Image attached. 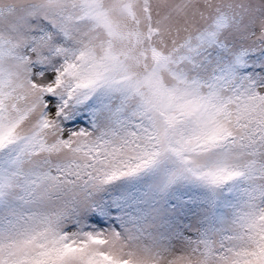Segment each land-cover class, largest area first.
<instances>
[{"label": "snow or ice", "instance_id": "1", "mask_svg": "<svg viewBox=\"0 0 264 264\" xmlns=\"http://www.w3.org/2000/svg\"><path fill=\"white\" fill-rule=\"evenodd\" d=\"M0 264H264V0H0Z\"/></svg>", "mask_w": 264, "mask_h": 264}]
</instances>
